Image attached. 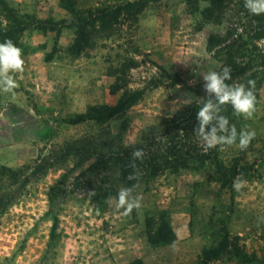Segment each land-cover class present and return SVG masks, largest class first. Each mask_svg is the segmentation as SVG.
<instances>
[{
	"label": "rangeland",
	"instance_id": "rangeland-1",
	"mask_svg": "<svg viewBox=\"0 0 264 264\" xmlns=\"http://www.w3.org/2000/svg\"><path fill=\"white\" fill-rule=\"evenodd\" d=\"M5 8L44 24L21 34L17 86L0 84V264H264V13L245 0H0V27ZM226 65L227 83L255 81L251 118L221 109L238 132L255 130L246 150L204 151L196 118L178 136L205 165L152 176L157 146L144 147L134 185L86 151L137 145L201 107L203 75ZM134 93L111 119L69 122ZM122 187L140 202L127 214L116 206ZM162 229L176 239L152 245Z\"/></svg>",
	"mask_w": 264,
	"mask_h": 264
},
{
	"label": "clouds",
	"instance_id": "clouds-1",
	"mask_svg": "<svg viewBox=\"0 0 264 264\" xmlns=\"http://www.w3.org/2000/svg\"><path fill=\"white\" fill-rule=\"evenodd\" d=\"M245 8L252 14L264 13V0H245ZM23 65L22 50L11 39L0 42V84L5 92H11L16 86V81L10 73L21 71ZM231 67L224 66L220 71L210 70L203 75V88L207 98L203 99L202 106L197 111L198 124L194 129L204 151L218 145L235 144L241 151L248 148L256 136L255 130L240 129L235 124H230L227 116L221 114L223 105L230 104L234 114L251 118L255 111V94L253 88L255 81L249 80L246 86L241 83L232 85L227 83L231 79ZM131 166L136 169V161L143 159V148H135L132 153ZM136 175L134 172L130 179ZM247 181L238 176L233 181V187L239 190ZM112 199V197H109ZM116 199L117 208H123L125 214L133 208L139 207V199L132 195L131 187L119 189Z\"/></svg>",
	"mask_w": 264,
	"mask_h": 264
},
{
	"label": "trees",
	"instance_id": "trees-1",
	"mask_svg": "<svg viewBox=\"0 0 264 264\" xmlns=\"http://www.w3.org/2000/svg\"><path fill=\"white\" fill-rule=\"evenodd\" d=\"M7 13L10 14V22L6 26L0 27V42H4L7 39H11L13 43L21 48L22 53L25 52L24 45L21 42V34L30 27H35L36 24L43 25L42 20H30L28 16H18L13 15L12 9L5 8ZM50 24L49 27L55 28L54 23L46 22ZM45 28V27H44ZM139 98L138 93L125 94L120 99L119 103L116 105H104L101 107H91L86 114H78L73 119H70V123L77 124L85 120L94 119L97 121H104L111 119L115 115L121 113L125 108L133 103ZM199 102H192L187 110L185 116L179 117L175 116L172 118L165 119L164 122L158 128H150L142 137V141L134 146L124 147L120 146L118 150L107 151L106 156L100 153L96 148H88L87 152H92L94 155L100 156V162H107L112 160L120 164V169L123 176L130 177L134 172L136 175L133 178H129L130 184L134 185L139 177L141 170L139 169L140 159L136 161V169L131 166L132 156L131 153L135 148L150 147L153 148L157 146L158 154L154 153L153 157L149 158L150 173L152 176H156L162 171L172 170L178 171L182 168L188 167L193 164V161H200V165H205L204 159H199V155H196L191 150H184L187 145L182 142L178 136V132L182 129V126L189 121L195 120L197 118V111L200 108ZM159 141V143H158ZM74 145H69L71 149ZM162 160V161H159ZM170 225L166 226L165 229L170 230ZM166 233V232H165ZM163 229L160 230L158 234V239L150 237V242L155 246H162L167 243H171L176 237L171 240L164 237ZM209 253V254H208ZM221 250H206L205 254H208V258L217 257L220 255Z\"/></svg>",
	"mask_w": 264,
	"mask_h": 264
}]
</instances>
